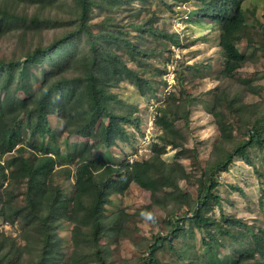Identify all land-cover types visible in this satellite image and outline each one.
<instances>
[{
    "label": "trees",
    "instance_id": "16d2710c",
    "mask_svg": "<svg viewBox=\"0 0 264 264\" xmlns=\"http://www.w3.org/2000/svg\"><path fill=\"white\" fill-rule=\"evenodd\" d=\"M244 1L210 0L196 10L210 18L207 25H216L218 45L225 54V77H231L247 60L237 47L251 26L247 24ZM66 3L71 5L63 9ZM137 9L143 14L137 22L125 24L119 18H130ZM163 9L174 11L167 0H0V38L11 33L18 38L38 34L45 41L38 49L39 56L52 59L54 64L51 73L42 71L36 75L38 84L31 88L24 76L25 71L38 66L31 47L21 44L20 53L0 59V92L15 96L22 91L26 95L6 110H2L0 101V225L18 221L23 241L17 244L0 228V264H109V239L122 236L125 223L135 216L157 222L164 233L156 232L144 264H158L153 256L163 245L161 242L176 251L171 242L195 232L201 241L197 251L191 243L181 241L186 245L184 251L191 253L189 264H203L199 252L207 255L217 249L226 251L224 264H264V226L254 232L236 216L216 218L209 214L221 202L216 175L235 158L251 162L248 150L264 147V130L252 127L223 158L201 170L192 195L181 186V180L188 176L181 162L162 158L166 145L177 149L180 157L189 152L176 132V123L187 121L189 116L190 99L182 82L178 94L169 92L164 105L156 107L154 121L161 143L152 144L148 157L113 160L108 150L113 142L103 132L94 145L99 155L68 148L62 161L59 158L58 139L63 133L90 135L101 118L109 119L112 133L121 141L133 135L128 126L140 131L141 120L129 111L132 106L119 99L112 88L127 81L141 97L155 95L145 74L146 59L159 49L146 46V36L165 47L179 36L156 26ZM147 14L150 16L145 18ZM95 15L103 17L89 28ZM258 28L260 43L253 46V51H264V23ZM120 43L133 48L135 57H143L137 67L117 54ZM213 102V109L221 114L229 98L221 89ZM59 104L64 117L60 130H55L50 123ZM68 136L63 137L64 145L70 144ZM38 138L44 141L42 146H38ZM191 153L198 160L196 152ZM69 164L74 168L73 190L65 198L55 175L69 173ZM132 183L149 191L150 203L130 214L123 205L116 206L112 196L123 194ZM21 194L25 207L19 205ZM154 211L163 213L162 220ZM64 222L72 224L69 247L58 235ZM178 256L177 251V264L187 263Z\"/></svg>",
    "mask_w": 264,
    "mask_h": 264
},
{
    "label": "rangeland",
    "instance_id": "374dc122",
    "mask_svg": "<svg viewBox=\"0 0 264 264\" xmlns=\"http://www.w3.org/2000/svg\"><path fill=\"white\" fill-rule=\"evenodd\" d=\"M167 1L174 11L161 10L156 26L159 29L177 33L178 40L165 47L156 44L150 35L146 36L149 40L146 46L162 51L161 53L157 51L146 59L148 67L145 74L152 82L155 95L141 97L137 94L136 88L127 81H121L118 86L112 88V92L119 99L126 105L132 106L129 111L133 117L141 120L140 131L128 126V131L133 135L128 140L121 141L112 133L109 119L101 118L90 135L77 137L63 133L58 139L61 154L59 158L62 161V156L68 148L73 152L89 151L93 156L99 155L100 151L95 150L94 145L100 140L103 132H107L109 139L113 142L108 149L113 160L148 157L152 144L160 142L158 139L160 130L154 121L156 107L164 105L169 92L178 94L179 83L182 82L190 99L189 116L187 121L181 120L176 123V132L177 138L183 142L189 152L186 157H180L177 149L166 145L162 158L167 162H181L188 175L181 180V186L193 195L198 186L201 170L206 169L215 159L223 158L240 140L246 138L252 127L259 131L264 130V51L259 48L253 51V46L260 43L257 31H259L258 25L264 23V0H245L242 3L247 15V24L251 26L248 35L237 43V47L241 53L246 54L247 60L231 77H225L222 74L225 54L218 45L216 25L212 23L211 26L207 25V21H211L210 18L196 11L204 3L208 4L210 0ZM70 5L71 3H66L63 9H68ZM137 7L140 8V5L138 4ZM31 10L32 8L29 9ZM150 14L145 15V18H148ZM141 15H143L141 10L137 9L130 18L125 15L119 18H123L126 24V22H137ZM102 17V15H95L89 21L88 27L92 28L94 22ZM129 33L133 34L132 31ZM11 34L0 38V59L20 53L21 44L31 47L38 66L32 71H25L24 76L30 87L34 88L39 81L36 75L42 71L51 73L54 67L52 59L43 60L38 54L40 45L45 41L38 34L21 38L17 35L13 37ZM132 39H135V36ZM132 49L120 43L117 54L135 68L138 62L143 61V57L141 55L135 57ZM221 89L229 98V105L221 109L223 113L217 114V110L213 109V101L215 94ZM25 97L22 91H18L15 96L0 92L2 110H6L13 102L19 104ZM115 106L119 108V104ZM216 109L219 108L216 107ZM63 117L64 112L59 104L56 115L51 118V127L60 130ZM64 136H68L67 140L70 144L68 142V145H64ZM43 144L44 141L38 138V146ZM191 150L196 152L198 160L192 157ZM248 151L251 162L248 163L240 157L235 158L226 170L216 175L220 183L218 193L221 196V202L220 207L214 206L209 214L216 218L236 216L255 232L260 225L264 226V147H254ZM72 165L69 164V173L55 175L65 198L70 197L73 190L74 168ZM19 198V205L25 207L26 203L22 200V194ZM112 199L116 206L123 205L126 212L130 214L150 203L149 191L134 183L123 194L113 195ZM107 209L111 211L112 207L107 205ZM154 213L158 220H162L163 213L158 211ZM133 219L125 223L122 236H112L109 239L111 248L109 264H144L147 260L146 256L148 257L150 253L149 246L153 245L156 232H161L158 229L159 224L140 216H135ZM71 227V223L64 222L58 229V235L68 247ZM0 228L6 235L14 237L17 244L23 243L20 238L21 225L18 221L12 225L4 223L0 225ZM107 240V238L102 239L101 242L104 243ZM182 240L191 243L195 251L201 247L197 232ZM182 240L171 242L175 245L176 251L168 247L165 241L161 242L163 245L154 251L153 256L158 260V264H177V251L180 254L178 258L187 262L191 253L188 250L184 251L186 245L181 243ZM199 254L203 264H224L227 262L226 257L228 258L223 249H217L212 254L204 255L201 252ZM182 264L189 263L182 262Z\"/></svg>",
    "mask_w": 264,
    "mask_h": 264
}]
</instances>
